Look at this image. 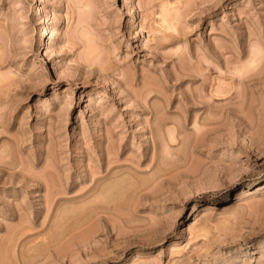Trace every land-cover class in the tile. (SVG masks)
I'll use <instances>...</instances> for the list:
<instances>
[{"label":"rangeland","instance_id":"1","mask_svg":"<svg viewBox=\"0 0 264 264\" xmlns=\"http://www.w3.org/2000/svg\"><path fill=\"white\" fill-rule=\"evenodd\" d=\"M0 264H264V0H0Z\"/></svg>","mask_w":264,"mask_h":264},{"label":"bare ground","instance_id":"2","mask_svg":"<svg viewBox=\"0 0 264 264\" xmlns=\"http://www.w3.org/2000/svg\"><path fill=\"white\" fill-rule=\"evenodd\" d=\"M42 13H43V7H42L41 4H36L35 7L33 8L32 12H31L32 16L35 17L38 21L42 19ZM130 22H133V17L132 16H130ZM116 183H115V185L114 184L113 185L116 186L117 185ZM111 187H113V186H110L109 189H112ZM107 192H108V189H107Z\"/></svg>","mask_w":264,"mask_h":264}]
</instances>
